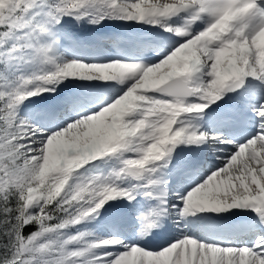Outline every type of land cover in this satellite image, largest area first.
I'll return each mask as SVG.
<instances>
[{
  "label": "snow or ice",
  "instance_id": "6c2138e0",
  "mask_svg": "<svg viewBox=\"0 0 264 264\" xmlns=\"http://www.w3.org/2000/svg\"><path fill=\"white\" fill-rule=\"evenodd\" d=\"M0 264H264V0H0Z\"/></svg>",
  "mask_w": 264,
  "mask_h": 264
}]
</instances>
